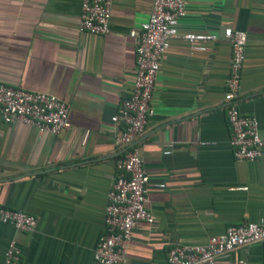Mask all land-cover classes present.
<instances>
[{"label": "crops", "instance_id": "0c3cea01", "mask_svg": "<svg viewBox=\"0 0 264 264\" xmlns=\"http://www.w3.org/2000/svg\"><path fill=\"white\" fill-rule=\"evenodd\" d=\"M153 0H114L110 31L79 29L81 0H0V82L54 94L70 110L57 135L0 118V209L34 215L21 232L1 221L0 264L15 239L21 264H96L108 193L125 147L111 117L129 96L135 39ZM247 34L238 106L258 120L264 141V0H188L160 63L153 115L137 141L148 176L147 207L124 264H168L175 244L203 245L228 226L264 216V148L256 160L234 158L227 121L231 46L223 29ZM187 33L215 34L190 42ZM204 46L196 49L194 46ZM264 264V240L218 261Z\"/></svg>", "mask_w": 264, "mask_h": 264}, {"label": "built area", "instance_id": "2783aa9c", "mask_svg": "<svg viewBox=\"0 0 264 264\" xmlns=\"http://www.w3.org/2000/svg\"><path fill=\"white\" fill-rule=\"evenodd\" d=\"M114 0H81L79 29L93 34L110 31L111 7ZM188 0H153L149 18L140 30H132L135 39V73L133 87L120 108L111 117L119 126L115 141L125 147L118 160V173L108 193L105 210V231L94 250L96 264H124L132 232L140 221L152 223L147 207L148 176L136 141L146 132L153 115L152 100L156 89L160 63L170 41L179 37L178 24L186 15ZM190 42L213 41L215 34L187 33L181 36ZM223 37L231 46L229 76L224 101L226 116L232 131L234 158L256 160L262 155L264 141L260 137L258 120L241 113L238 96L245 59L247 34L225 27ZM196 49H205L196 45ZM69 106L54 94L29 91L0 82V118L5 123L19 121L37 128L40 134L57 135L71 127ZM1 221L21 232L35 230L37 218L19 209H0ZM264 240V216L259 222L228 226L223 234L210 236L203 245L175 244L168 250V264H241L243 261H218L226 253ZM22 251L15 239L6 247L4 264H21Z\"/></svg>", "mask_w": 264, "mask_h": 264}]
</instances>
